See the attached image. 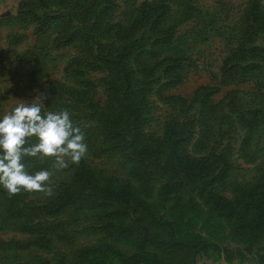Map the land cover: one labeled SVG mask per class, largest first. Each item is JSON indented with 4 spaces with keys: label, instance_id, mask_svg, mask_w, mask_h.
Masks as SVG:
<instances>
[{
    "label": "rangeland",
    "instance_id": "obj_1",
    "mask_svg": "<svg viewBox=\"0 0 264 264\" xmlns=\"http://www.w3.org/2000/svg\"><path fill=\"white\" fill-rule=\"evenodd\" d=\"M104 55L124 60L144 94V139L159 138L172 121L183 123L192 131L187 145L192 156L222 154L231 164L224 185L217 187L222 195H232L233 184L260 179L264 95L226 69L246 63L264 69V0H0V118L36 97L42 114L60 111L58 100H64L70 119L86 133V163L96 172L134 183L114 140L96 122L110 103L113 68L102 60ZM53 81L66 89L61 99ZM199 86L219 88L211 96L214 102L233 90V108L225 101L212 103L202 122L199 101L194 102ZM202 129L205 135L199 140ZM30 159L49 167L53 185L70 181L71 164L55 171L51 160ZM160 183L155 180L146 192L149 201L155 200ZM51 197L32 192L25 200ZM6 207L0 196V264H67L81 248L103 242L130 252L134 247L108 236L94 213L66 212L63 219L75 237L50 233L41 239L19 229ZM231 246L236 249L228 254L222 249L197 255L196 264H264V236L257 244L233 241Z\"/></svg>",
    "mask_w": 264,
    "mask_h": 264
},
{
    "label": "trees",
    "instance_id": "obj_2",
    "mask_svg": "<svg viewBox=\"0 0 264 264\" xmlns=\"http://www.w3.org/2000/svg\"><path fill=\"white\" fill-rule=\"evenodd\" d=\"M89 58L85 56L86 61ZM102 60L113 68L108 81L110 103L99 111L96 122L103 135L114 140V147L135 182L96 172L82 158L79 165L71 164L70 181L57 182L48 200H25L28 192L10 198L0 188V196L7 201V217L19 229L41 239H47L50 233L70 239L75 235L67 228L64 213H94L108 236L134 245L131 252L111 242L86 246L72 255L67 264H196V256L210 250L225 249L230 253L235 248L231 246L233 241L257 244L264 236V169L256 182L233 184L232 195H222L217 187L224 185L231 168L226 156H192L187 150L192 131L177 121H172L159 138L144 139V94L133 83L124 60L105 55ZM258 67L246 63L239 68L230 66L226 71L235 70L241 80L252 82L264 95V69ZM52 87L59 99L66 93L58 81H53ZM218 91L214 86L195 90L194 102L199 101L202 122L207 107L213 108L212 103L219 106L225 101L226 107L233 108V90L214 102L211 96ZM178 98L179 103L184 101ZM58 106L65 109V101L58 100ZM204 135L202 129L199 140ZM23 162L30 174L49 168L30 158ZM159 178L161 183L151 202L145 194Z\"/></svg>",
    "mask_w": 264,
    "mask_h": 264
},
{
    "label": "clouds",
    "instance_id": "obj_3",
    "mask_svg": "<svg viewBox=\"0 0 264 264\" xmlns=\"http://www.w3.org/2000/svg\"><path fill=\"white\" fill-rule=\"evenodd\" d=\"M40 97L31 104L19 103L0 118V188L8 196L21 192L54 194L53 172L30 174L25 158L51 160L55 171L79 165L86 156V133L70 119L66 109L42 114Z\"/></svg>",
    "mask_w": 264,
    "mask_h": 264
}]
</instances>
